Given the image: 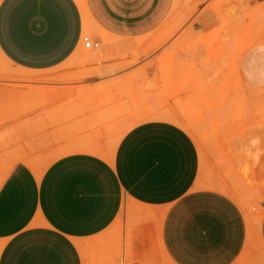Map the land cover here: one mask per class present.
<instances>
[{"label":"crops","instance_id":"1","mask_svg":"<svg viewBox=\"0 0 264 264\" xmlns=\"http://www.w3.org/2000/svg\"><path fill=\"white\" fill-rule=\"evenodd\" d=\"M188 49L206 138L186 92L128 127L134 53L183 89ZM0 55V264H264V0H0Z\"/></svg>","mask_w":264,"mask_h":264},{"label":"rangeland","instance_id":"2","mask_svg":"<svg viewBox=\"0 0 264 264\" xmlns=\"http://www.w3.org/2000/svg\"><path fill=\"white\" fill-rule=\"evenodd\" d=\"M79 1L82 3V0ZM85 34L91 37L96 44L97 41L94 39L92 34L90 33H85ZM90 52H92V50H90ZM134 54H136V56L134 61L132 62V65L130 66L138 69L133 72L132 76L128 77V81L131 80L129 83H136L138 87L122 88L120 89V93H119L123 96H128L130 98L133 97L138 101L137 107L135 106L133 107L132 110L131 109L128 110V116L132 117V119L128 121V127H132L134 125L156 119L154 113H157L158 110H160L161 108H165L166 110L167 109L166 105L171 106L168 104L159 103L160 101L161 102L163 101V98L172 100L174 98H178V96L181 93L186 92L188 100L185 105L178 104L176 106V109H174V107L171 106V111L173 113L170 115L173 117V119H170V121L178 125H181L185 129H187L192 134L193 137H196L197 134L199 141L202 140L203 138H206L207 135H205V133L207 132L209 133L211 127V121L207 119L209 118V109H207L208 114L205 119H201V113L203 112L202 109L205 106L209 107V105H201L195 103V101L198 100L199 97L201 96H211L214 92V88H212L211 86L212 73L210 71V62L208 61L203 63L201 60H199L196 64L195 63L196 58L194 57L193 50L189 51L187 68L190 70L184 73L186 75V79H185L186 81L184 83L186 84V87H184L183 89L178 88V83H179L178 76L180 74L178 71L177 72L171 71V72L162 73L165 75L166 86L165 88L161 89L156 86V83L151 84L150 87L147 86L148 78L146 71V60H147L146 53L144 51L143 52L141 51L138 53L135 52ZM148 92H150L151 95L150 105H148L147 103ZM249 95L264 96V94H259V93H250ZM153 96L155 97V101H153ZM197 115L199 116L198 121L195 119V116ZM263 125H264V116H262L261 126ZM255 193L256 192H253L251 190L252 200H250V205L251 208L253 207L255 208V212L259 213L263 211V208H262L261 200L257 196H255ZM247 197L248 196L246 195L245 198ZM248 218L250 220L252 227H255L257 223L260 222L259 215L253 216V214L250 215L248 214Z\"/></svg>","mask_w":264,"mask_h":264},{"label":"built area","instance_id":"3","mask_svg":"<svg viewBox=\"0 0 264 264\" xmlns=\"http://www.w3.org/2000/svg\"><path fill=\"white\" fill-rule=\"evenodd\" d=\"M83 44H84V47H85L86 49H93V48L96 47L95 42L92 40L91 37H89V36H87V35H85V36L83 37Z\"/></svg>","mask_w":264,"mask_h":264},{"label":"bare ground","instance_id":"4","mask_svg":"<svg viewBox=\"0 0 264 264\" xmlns=\"http://www.w3.org/2000/svg\"><path fill=\"white\" fill-rule=\"evenodd\" d=\"M139 49H140V48H139ZM139 49H138V50H139ZM138 52H139V51H138ZM132 54H133V53H132ZM123 64H124V63H123ZM119 65H120V64H119ZM129 66H130V65H129ZM121 67H122V66H121ZM143 67H144V66H143ZM119 79H120V78H119ZM127 81H128V80H127ZM132 82H133V81H132Z\"/></svg>","mask_w":264,"mask_h":264}]
</instances>
